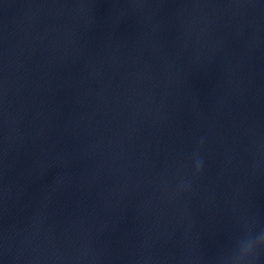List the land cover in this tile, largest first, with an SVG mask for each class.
I'll return each instance as SVG.
<instances>
[{
  "label": "water",
  "instance_id": "obj_1",
  "mask_svg": "<svg viewBox=\"0 0 264 264\" xmlns=\"http://www.w3.org/2000/svg\"><path fill=\"white\" fill-rule=\"evenodd\" d=\"M0 264H264V0H0Z\"/></svg>",
  "mask_w": 264,
  "mask_h": 264
}]
</instances>
